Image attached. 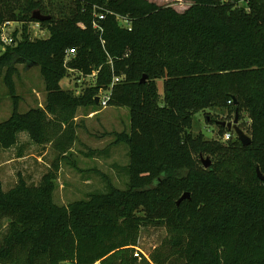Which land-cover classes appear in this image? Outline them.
I'll list each match as a JSON object with an SVG mask.
<instances>
[{
	"label": "trees",
	"instance_id": "obj_1",
	"mask_svg": "<svg viewBox=\"0 0 264 264\" xmlns=\"http://www.w3.org/2000/svg\"><path fill=\"white\" fill-rule=\"evenodd\" d=\"M188 1L179 12L149 0H0V72L14 100L0 123V147L18 146L27 133L56 155L39 184L20 177L5 191L0 183V264H150L135 253L142 229L157 225L167 237L149 253L153 264H264V0ZM36 11L51 17L41 22L47 38H31ZM6 22L19 25L10 46L2 41ZM70 49L76 54L67 61ZM19 65L40 68L44 107L18 111ZM69 71L98 73L76 94L61 84ZM115 78L109 106L131 116L129 132L114 142L128 148L129 164L115 165L125 189L95 169L105 189L59 205L54 195L78 140V111L97 108ZM237 109L251 145L211 116L221 140L192 132L196 114L231 117Z\"/></svg>",
	"mask_w": 264,
	"mask_h": 264
},
{
	"label": "rangeland",
	"instance_id": "obj_2",
	"mask_svg": "<svg viewBox=\"0 0 264 264\" xmlns=\"http://www.w3.org/2000/svg\"><path fill=\"white\" fill-rule=\"evenodd\" d=\"M65 1L53 0V4H61L60 2L65 3ZM149 1L160 6H171L179 12H184L192 5L188 0ZM240 5L243 6L244 3L241 2ZM120 22L122 25H126L122 20ZM17 26L19 25H13L10 30L13 31ZM41 28L42 30L38 31L34 29V23L30 25L32 39L49 36L47 29L42 25ZM3 51L4 47L0 46V53ZM17 69L18 73L13 81L19 98L18 111L25 113L32 108L44 107L47 94L40 68L19 65ZM4 74V72H0V123L7 120L14 109V100L9 95ZM95 80L96 77L91 75L84 78L78 72L69 71V75L62 80L61 84L64 89L82 94L87 87L95 83ZM157 86L161 100H163L164 80H157ZM92 112L93 115L90 114ZM95 112L97 113L94 114ZM208 116H211L212 119L217 118V121L233 122L235 114L229 117L226 113L208 110L195 115L192 129L194 134H203L209 140H221L219 126L213 123ZM77 117H80L76 120L78 140L73 147L74 151L69 157L70 160L63 161L61 165L57 181L58 187L54 195V200L59 205H68L73 201L83 199L93 191H103L105 189L104 180L96 174L95 169L106 174L115 186L125 189L126 178L115 165L124 167L129 164L128 148L122 144H114V142L116 133L129 132L130 110L114 106L103 108L99 105L97 108H81ZM246 119L247 117L244 115V123ZM240 124L239 122V126ZM19 136L18 146L9 150L0 147V183L5 191L13 188L20 177H23L30 185L39 184L55 160L56 155L51 146L41 149L31 143L27 133H21ZM22 144L24 147H21ZM92 150L104 153L100 156L96 155L94 158L88 157ZM166 237V229L161 225L143 228L138 249L149 254Z\"/></svg>",
	"mask_w": 264,
	"mask_h": 264
},
{
	"label": "built area",
	"instance_id": "obj_3",
	"mask_svg": "<svg viewBox=\"0 0 264 264\" xmlns=\"http://www.w3.org/2000/svg\"><path fill=\"white\" fill-rule=\"evenodd\" d=\"M104 16L101 15L100 19H103ZM15 25L12 22H6L4 24V26L2 27V41L4 46H10L14 43V39L12 37V31L10 30V28ZM34 29L35 30H42L41 28V22H34ZM76 52L73 49H70L68 51V57H67V61L70 59L71 56H75ZM98 71H94L93 74L91 75L92 77H96L97 76ZM82 75V74H81ZM83 77L85 78L86 76L83 75ZM119 82V78H115L114 82L112 83V85L107 88V89H101L100 93L98 95V97L100 98V102L99 105L102 106L103 108H107L109 106V101L112 95V89L115 83ZM65 87L67 86L66 84L64 85ZM232 138V133L228 132L224 135L223 140L224 141H228ZM135 256L137 257H143L145 260H147L150 264H153L150 260V256L149 254H146L144 252H142L140 249L137 248V252L135 253Z\"/></svg>",
	"mask_w": 264,
	"mask_h": 264
},
{
	"label": "water",
	"instance_id": "obj_4",
	"mask_svg": "<svg viewBox=\"0 0 264 264\" xmlns=\"http://www.w3.org/2000/svg\"><path fill=\"white\" fill-rule=\"evenodd\" d=\"M33 18L38 21V22H46L48 20L51 19L50 16H46L44 14H42L40 11H36L34 14H33ZM146 81V77L144 76L141 80V83L145 82ZM100 102V98L99 97H96V104L98 105ZM234 104L236 106H238V101L235 100L234 101ZM239 117H240V114H239V109L236 110V114H235V119L233 122H225V121H222V122H219V124L221 126H223L224 128H227L229 131H233L235 132L237 138L239 139V141L244 145V146H248V145H251L252 143V140L251 138L246 134V132L244 130H242L239 126ZM203 161V166L205 168H208L210 166V160L208 158H203L202 159ZM259 177L261 180L264 181V176L259 172ZM187 199H190V195L188 193L184 194L177 202V205H180L184 200H187Z\"/></svg>",
	"mask_w": 264,
	"mask_h": 264
},
{
	"label": "crops",
	"instance_id": "obj_5",
	"mask_svg": "<svg viewBox=\"0 0 264 264\" xmlns=\"http://www.w3.org/2000/svg\"><path fill=\"white\" fill-rule=\"evenodd\" d=\"M79 111H80V109H79ZM79 111H78V113H79ZM96 113H97V112H95L94 114H96ZM90 114L93 115V112L90 113ZM80 117H81V116H80ZM80 117H77V119L80 118ZM83 118H84V115L82 116V119H83ZM77 119H76V120H77ZM73 151H74V150H72V152H73Z\"/></svg>",
	"mask_w": 264,
	"mask_h": 264
}]
</instances>
